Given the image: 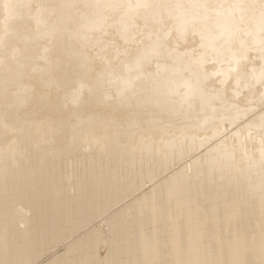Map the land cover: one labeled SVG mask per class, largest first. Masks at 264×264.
<instances>
[{"label":"bare ground","instance_id":"bare-ground-1","mask_svg":"<svg viewBox=\"0 0 264 264\" xmlns=\"http://www.w3.org/2000/svg\"><path fill=\"white\" fill-rule=\"evenodd\" d=\"M11 2L0 9V264H262L264 171L185 177L126 114L83 101L79 76L52 67L70 60L102 84L109 40L126 45L40 30L31 0Z\"/></svg>","mask_w":264,"mask_h":264},{"label":"clouds","instance_id":"clouds-1","mask_svg":"<svg viewBox=\"0 0 264 264\" xmlns=\"http://www.w3.org/2000/svg\"><path fill=\"white\" fill-rule=\"evenodd\" d=\"M31 2L40 30L71 38L90 28L126 45L109 40L102 84L95 73L69 72L83 101L126 114L142 138L186 165L185 177L221 184L242 166L264 171V0Z\"/></svg>","mask_w":264,"mask_h":264},{"label":"rangeland","instance_id":"rangeland-1","mask_svg":"<svg viewBox=\"0 0 264 264\" xmlns=\"http://www.w3.org/2000/svg\"><path fill=\"white\" fill-rule=\"evenodd\" d=\"M50 39V43H51V38H49ZM43 42V40L41 39V38H39V37H37L36 39H35V41H34V46H39L41 43ZM119 43V45L121 46V45H123L120 41H118ZM98 42H95L94 44H97ZM116 44V43H115ZM52 45H53V43H52ZM56 47V42H54V45H53V49ZM108 52V51H107ZM51 56V55H50ZM95 58L96 59H98L99 60V58H97L96 56H95ZM51 59V58H50ZM102 60H104V61H106V60H108L109 61V56H108V54H106L103 58H102ZM27 65H28V71H29V73H30V70H31V67H39L40 66V64L43 62V59H41L39 56H36V57H30V58H27ZM52 67H53V69L57 72V71H60V70H67V71H69V69L71 68V69H75L76 68V66L74 65V64H72V62L70 61V60H65V61H63V62H58L57 60H54V63L52 64ZM52 69V70H53ZM44 71L43 70H39L38 72H37V75L39 76V74L40 73H43ZM40 80V79H39ZM49 80H50V82H51V84L53 85V78L51 77V75H49ZM40 91H43L42 89H40ZM40 91H38V93H32V96H31V99H30V101H32V103H34V104H36V103H38V102H40V100L39 99H41V97H42V95H41V92ZM40 96H39V95ZM6 101H8V97L6 98V99H2V102H6ZM32 117H34V118H37L39 121H41V117L40 116H36V115H32ZM65 118V116H60V118ZM59 120H63V119H59Z\"/></svg>","mask_w":264,"mask_h":264}]
</instances>
